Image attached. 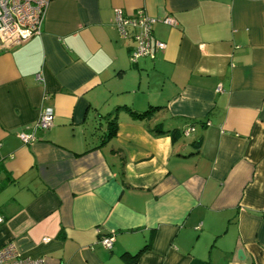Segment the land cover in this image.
Masks as SVG:
<instances>
[{"label":"crops","instance_id":"0c3cea01","mask_svg":"<svg viewBox=\"0 0 264 264\" xmlns=\"http://www.w3.org/2000/svg\"><path fill=\"white\" fill-rule=\"evenodd\" d=\"M139 10L166 47L131 62ZM0 216L44 264H264V0H50L0 46Z\"/></svg>","mask_w":264,"mask_h":264},{"label":"built area","instance_id":"2783aa9c","mask_svg":"<svg viewBox=\"0 0 264 264\" xmlns=\"http://www.w3.org/2000/svg\"><path fill=\"white\" fill-rule=\"evenodd\" d=\"M50 0H0V46L7 48L13 44L26 42L40 34ZM115 26L120 38H131L135 44L131 47L130 61L135 62L142 56L153 57L166 44L151 37L155 18L139 10L134 16H123L116 11ZM165 22L173 24L169 18ZM53 125V111L46 108L40 112L29 132H20L18 138L23 143L36 139L38 129H48ZM193 128L185 129L188 134ZM2 218L0 216V223ZM49 240L44 238V241ZM99 242L106 249H111L114 242L112 234L103 235ZM0 264H44L42 258H31L22 254L13 243L0 248Z\"/></svg>","mask_w":264,"mask_h":264},{"label":"trees","instance_id":"16d2710c","mask_svg":"<svg viewBox=\"0 0 264 264\" xmlns=\"http://www.w3.org/2000/svg\"><path fill=\"white\" fill-rule=\"evenodd\" d=\"M148 112H151V110L149 111H146L145 113H143L142 115L148 113ZM156 131V132H159V133H168V132H171L172 130H165V131H161V130H156V129H153V131ZM152 131V130H150ZM148 248L147 245L143 246L140 250H138L135 254L131 255L130 256V262L129 264H136L137 260H138V257L141 255V253L143 251H145L146 249Z\"/></svg>","mask_w":264,"mask_h":264},{"label":"water","instance_id":"95a60500","mask_svg":"<svg viewBox=\"0 0 264 264\" xmlns=\"http://www.w3.org/2000/svg\"><path fill=\"white\" fill-rule=\"evenodd\" d=\"M240 253H241V256H243L241 251L238 252V254H240Z\"/></svg>","mask_w":264,"mask_h":264}]
</instances>
